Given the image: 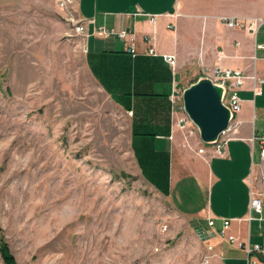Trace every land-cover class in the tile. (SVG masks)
<instances>
[{
  "label": "rangeland",
  "instance_id": "rangeland-1",
  "mask_svg": "<svg viewBox=\"0 0 264 264\" xmlns=\"http://www.w3.org/2000/svg\"><path fill=\"white\" fill-rule=\"evenodd\" d=\"M58 2L0 0V235L15 263L199 264L204 243L137 170L126 116L89 76ZM190 2L264 21V0Z\"/></svg>",
  "mask_w": 264,
  "mask_h": 264
},
{
  "label": "crops",
  "instance_id": "crops-1",
  "mask_svg": "<svg viewBox=\"0 0 264 264\" xmlns=\"http://www.w3.org/2000/svg\"><path fill=\"white\" fill-rule=\"evenodd\" d=\"M71 11L85 24L84 65L92 80L126 116L137 170L144 181L168 199L174 211L189 218L197 230L206 228V219L219 229L221 219H230L228 233L249 246L258 244L252 255L264 264V162L260 160L254 129L256 119L264 121V110L256 108L264 83L256 85L259 95L251 92L246 79L238 91L241 109L236 126L227 133L222 155L206 147L198 154L197 137L184 141L175 122L180 117L172 109L169 95L172 85L182 91L202 76L204 68L216 65L219 52L221 67L241 71L246 77L264 75V25L255 34L226 29L223 16L207 11L190 0H71ZM148 16H155L149 23ZM233 17V16H228ZM126 31L134 36V55L115 35L98 32ZM153 48L155 56L147 55ZM162 55L174 57L171 69ZM254 57V59H252ZM200 72L184 86L185 70ZM257 151V159H255ZM263 176V180L260 179ZM250 187L260 193L261 220H245ZM251 216L257 213L251 212ZM213 246L216 258L211 264H244V251L215 233L199 239Z\"/></svg>",
  "mask_w": 264,
  "mask_h": 264
},
{
  "label": "built area",
  "instance_id": "built-area-1",
  "mask_svg": "<svg viewBox=\"0 0 264 264\" xmlns=\"http://www.w3.org/2000/svg\"><path fill=\"white\" fill-rule=\"evenodd\" d=\"M59 7L66 9L70 8L72 1L71 0H59ZM147 20L149 23H154L155 16H148ZM219 22L226 28L235 31H243L249 34H255L256 29L264 25V21L261 20H243L236 17H228L221 16L219 17ZM87 22L84 20H74L73 33L76 36H79L84 41L83 52H86L85 48V24ZM98 32L108 35H115L120 41L124 43L125 51L134 55V36L132 33L126 31H113V30H104L99 29ZM254 50H264V44H254ZM155 51L153 48H149L147 50V55L155 56ZM162 59L165 63L173 69L175 61L172 55H162ZM221 59L220 53L218 52L216 55V65L212 68H204L202 70V75L210 79L213 83H218L225 89V94L223 98V105H225L229 111L231 112L233 119L228 124V127L225 131H223L216 142L212 145H205L199 141V146L196 149L198 154L203 153L206 147H211L214 154L222 155L223 149L226 141L228 140L227 133L233 132L230 130L236 126V122L234 121L235 116L239 113L241 109V100L238 97V91L243 87L246 79H249L252 83L251 92L252 94L259 95V89L256 85H260L264 83V75L258 79L255 78L254 75L246 77L241 71L233 70L225 67H221L219 65V61ZM254 59V57H252ZM264 61V56L261 58ZM169 101L172 105V109L175 112L180 114V117L177 118L175 122L176 128L182 132L184 141H187L190 137H197V131L192 123L188 120V118L184 115L182 111V103H181V91L176 89L175 85H172V91L169 95ZM198 138V137H197ZM199 140V139H198ZM259 142V158L264 162V135L257 138ZM260 179L263 180V176H260ZM260 193L256 192L254 189L250 187L249 189V198L247 205V215L245 220L249 221L251 219L261 220L262 217L260 215L261 212V202L259 199ZM257 213V216H251V212ZM230 219H221V225L219 229H214V220L212 218L206 219V228L199 229L195 232V235L198 239H205L210 236L211 233H215L221 238H223L229 244L240 248L244 251V264H257L256 259L252 255L253 252H259L260 247L258 244H253L249 246L247 242L243 240H238L236 237L232 236L228 233V229L230 226ZM216 258V254L213 251V246L209 243H204L203 252L200 256L199 264H210L211 260Z\"/></svg>",
  "mask_w": 264,
  "mask_h": 264
},
{
  "label": "water",
  "instance_id": "water-1",
  "mask_svg": "<svg viewBox=\"0 0 264 264\" xmlns=\"http://www.w3.org/2000/svg\"><path fill=\"white\" fill-rule=\"evenodd\" d=\"M224 94L223 86L203 75L181 91L182 111L195 127L199 141L205 145L214 144L233 119L223 105Z\"/></svg>",
  "mask_w": 264,
  "mask_h": 264
},
{
  "label": "trees",
  "instance_id": "trees-1",
  "mask_svg": "<svg viewBox=\"0 0 264 264\" xmlns=\"http://www.w3.org/2000/svg\"><path fill=\"white\" fill-rule=\"evenodd\" d=\"M0 259L1 264H16L8 246L0 235Z\"/></svg>",
  "mask_w": 264,
  "mask_h": 264
}]
</instances>
